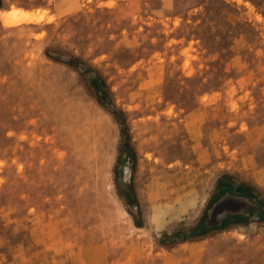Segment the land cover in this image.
Wrapping results in <instances>:
<instances>
[{
	"label": "rangeland",
	"instance_id": "obj_1",
	"mask_svg": "<svg viewBox=\"0 0 264 264\" xmlns=\"http://www.w3.org/2000/svg\"><path fill=\"white\" fill-rule=\"evenodd\" d=\"M0 264H264V0H0Z\"/></svg>",
	"mask_w": 264,
	"mask_h": 264
},
{
	"label": "trees",
	"instance_id": "obj_2",
	"mask_svg": "<svg viewBox=\"0 0 264 264\" xmlns=\"http://www.w3.org/2000/svg\"><path fill=\"white\" fill-rule=\"evenodd\" d=\"M225 176H227V175H225ZM225 176H223V177H225ZM251 188H252V186L247 185L246 183H241V184H240V191H241L242 193H244L245 195H247L248 197L253 198V197H254V193L248 191V189L251 190Z\"/></svg>",
	"mask_w": 264,
	"mask_h": 264
},
{
	"label": "bare ground",
	"instance_id": "obj_3",
	"mask_svg": "<svg viewBox=\"0 0 264 264\" xmlns=\"http://www.w3.org/2000/svg\"><path fill=\"white\" fill-rule=\"evenodd\" d=\"M25 19V18H24ZM10 20V19H9ZM13 21V20H12ZM125 172H128V169H127V167L125 168Z\"/></svg>",
	"mask_w": 264,
	"mask_h": 264
}]
</instances>
